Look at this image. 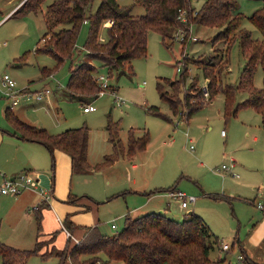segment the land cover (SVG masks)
Here are the masks:
<instances>
[{
  "label": "rangeland",
  "instance_id": "rangeland-1",
  "mask_svg": "<svg viewBox=\"0 0 264 264\" xmlns=\"http://www.w3.org/2000/svg\"><path fill=\"white\" fill-rule=\"evenodd\" d=\"M18 1L0 0V18L12 10ZM53 1L44 0L37 13L13 15L0 22V77L8 74L15 81L18 90L26 89L32 93L49 87L53 91L48 101L38 102L34 98L23 97L19 99V104L13 106L12 100L3 96L0 89L2 167L18 170L20 173L19 167L26 163L30 155L29 143L11 137L14 133L13 124L4 116L5 107L9 103L12 106L11 112L19 119L53 135L61 134L66 129L86 127L88 157L92 163H102L103 158L110 155L114 159L107 162L108 165H102L100 172L68 176V196L80 197V200L84 199L82 203L90 205L94 210L92 215L100 222L99 229L103 233H115L122 228L124 216L141 215V211L149 208L165 209L176 220L194 208L218 239L209 250L212 260L219 259L218 264H264V211L256 206L264 204V128L259 114L250 106H244L225 118V98L221 92H217L210 100L202 95L199 100L210 107L198 109L186 122L179 116L185 110L177 109L174 119L168 103L161 99L157 90L160 82L163 90L176 104L183 94H190V102L196 103L198 99H194L192 93L196 87L200 88L205 83L199 68L200 61L210 57L216 48L225 51L229 44L215 39L220 28L192 24L190 35H196L197 39L192 41L189 38L183 42H179L173 32L171 38L165 41L158 32H150L146 55L132 59L131 66L125 64L120 70H110L95 60V80L99 75L106 76L107 79L106 85H103L104 93L82 102L70 97L66 84L70 67L86 59L83 45L88 37V25L83 23L78 30L71 60L63 59L57 65L51 54L37 51L49 39L46 38L44 42L41 40L45 37L47 25H50L46 11ZM117 2L122 6H133L134 15L144 12L141 5H133L134 0ZM200 2L201 0L191 1L196 7ZM235 2L238 4L237 11L244 14L240 26L250 30L253 38L261 39L262 34L246 16L261 5L262 1ZM92 3L88 13L97 8L100 0H93ZM62 27L70 25L61 24L52 29L59 30ZM104 32L105 29L101 27L99 37L104 39ZM228 49V58L221 63L223 69L219 80L223 85L238 82L245 62L237 39L229 44ZM182 73L186 79L181 88V83L177 80ZM50 75L54 78H45ZM262 77L263 71L259 64L253 77L256 87L263 85ZM235 96L236 101L241 102L246 97V92L237 91ZM86 105H91L93 110L83 112ZM149 106L158 107L160 114L148 111ZM164 115L171 117L172 121H167ZM112 124L116 125L112 126L113 130L118 128L114 137H118L121 143H126L131 130L140 132V136L136 137L139 139L144 137L145 132H141L146 130L150 137L149 144L133 157L120 154L115 157L117 151L109 143L107 128ZM15 135L21 136L18 132ZM253 136L256 138L253 139ZM108 159L110 158L107 157ZM233 160L235 164L231 171L238 176L227 170H217L223 163L230 165ZM91 169L98 168L91 166ZM177 182L194 187V190L177 188L198 197L189 208H182L178 201L167 197L166 191L170 189L161 193L154 192L149 195L148 200L149 196L132 193V190L145 187L147 190L161 187L166 189ZM216 193L224 197L212 196ZM2 198L0 195V240L19 250L31 249L37 242L35 217L30 216V210L26 211L25 217H19L15 213L17 206L13 203L6 204ZM136 207L139 209L134 210ZM87 214L92 219V215ZM57 218L62 221L64 218L56 216L60 232L64 234ZM112 223H116L115 229L111 228ZM40 225L39 233L42 231V234L37 239L44 243L41 251H48L51 248L47 238L43 237V220ZM69 230L73 233L72 229ZM225 243L230 246L228 250L222 248ZM70 244L72 245L71 242ZM239 254L243 256L241 260H237ZM91 258L93 257L88 255L79 256L77 264H89ZM59 260L54 254L47 258L37 254L30 255L24 264H57ZM70 263L73 262L69 258L64 264ZM99 264H103V261ZM107 264L121 263L116 261Z\"/></svg>",
  "mask_w": 264,
  "mask_h": 264
},
{
  "label": "trees",
  "instance_id": "trees-1",
  "mask_svg": "<svg viewBox=\"0 0 264 264\" xmlns=\"http://www.w3.org/2000/svg\"><path fill=\"white\" fill-rule=\"evenodd\" d=\"M43 1L24 0L11 16L26 15L29 12L37 13ZM134 1L133 5H141L144 8L143 13L134 15L132 14L133 6H122L117 0H100L97 8L91 13L88 12L93 0H54L47 7L50 25H47L45 37L41 40L49 39L42 48H37V51L51 54L57 65L63 59H72L78 30L83 23L88 25V37L83 45L86 50L84 55L86 59L80 60L69 69L66 88L70 97L86 102L98 95L101 85L95 80L97 66L93 64L94 61H99L110 70H120L125 67V64L131 66L132 59L146 55V44L150 32H158L163 41L171 38L173 29L179 25L177 11L179 8H184L188 10V19L193 25L219 27L215 36L216 40L230 44L237 39L245 58L238 82L226 85L221 84L219 78L223 69L221 63L228 58L229 44L225 51L216 48L210 57L200 61L199 68L206 82L209 100L217 92L223 94L225 118L235 114L241 107L250 106L259 114L264 128V0H261V5L246 16L262 34L261 39L253 38L250 30L240 26L244 14L237 11L238 4L235 0H201V4L197 7L192 5V0ZM108 19H112L113 24L105 29V38L100 41V28ZM61 24H69L70 27L52 29ZM259 64L263 71V85L256 87L253 77ZM179 78L177 81L181 83L182 88L186 78L183 73ZM157 90L161 99L168 103L173 115L177 114V109L185 110L181 114L178 113L185 121H188L190 116L203 105L199 100L203 95L202 87H196L192 93L193 98L198 99L196 103L190 102V94L184 95L182 92L183 97H180V102L176 104L163 90L160 82L157 84ZM237 91L246 92V97L241 102L236 101ZM147 110L160 114L156 106H149ZM4 116L26 140L38 141L50 150L57 148L66 152L70 156L73 174L86 173L91 169L87 161L88 130L86 127L66 129L61 134L53 135L42 128L27 124L14 116L9 109L4 111ZM164 118L169 120L165 115ZM113 125L115 124L108 125L107 128L109 141L117 151L115 157L117 154L132 157L137 151L146 148L149 141L147 132L143 138L139 139L136 138L134 130H131L127 144L123 145L118 137H114V134L118 133V128L115 127L116 130H113ZM111 156L113 157V155L104 157V161L97 163L94 167L108 165L107 162L114 159ZM107 157L110 159L107 160ZM167 189H175V187ZM35 220L37 242L31 249L19 250L0 240L2 264H24L30 255L37 254L46 258L54 254L60 259L57 264H64L69 258L73 264H77L79 256L84 255L93 257L89 264H99L101 260L103 264L116 261L121 264H218L220 261L212 260L209 255L213 242H217L218 239L213 236L209 224L195 212L188 213L178 220L157 212H146L137 216L126 215L122 228L113 234L103 233L97 226L88 227L83 237L79 239V243L67 239L68 244L65 248L57 250L53 247L48 251H41L44 243L37 239L41 235L39 233L41 214L38 209H36ZM63 223L67 229L73 230L70 222L64 219ZM56 233L50 235L48 240L51 243L54 242ZM48 240L46 241L50 244Z\"/></svg>",
  "mask_w": 264,
  "mask_h": 264
},
{
  "label": "crops",
  "instance_id": "crops-1",
  "mask_svg": "<svg viewBox=\"0 0 264 264\" xmlns=\"http://www.w3.org/2000/svg\"><path fill=\"white\" fill-rule=\"evenodd\" d=\"M23 1L24 0H19L15 4V6L13 7L12 10L8 11L5 16L0 18V22L3 19H9L11 17V15L13 14V12L21 6ZM44 69L45 68H43V70ZM43 70H42V74H43ZM45 78L52 79V77H50V76H47ZM58 86H59V84H58ZM25 91H26V89H25ZM52 92L53 91H51V93ZM50 94L48 95V98H49ZM48 100H45V101H48ZM38 102H43V101H38ZM19 103H20V101H18V103H16V105ZM16 105H13V106H16ZM205 106H206V104L202 105L198 109L200 110V109H203L206 107H210V106H206V107ZM6 109H9L10 111L12 110V106H10V103L8 106L5 107V110ZM83 112H85V111H83ZM195 112H194V114H195ZM11 113L13 114V112H11ZM192 116H190L189 119H191ZM166 117H168V116H166ZM168 118H169V120L166 119L167 121H172L171 117H168ZM174 119H175V116H174ZM188 121H186V122H188ZM13 131H14V133L11 134L12 138H16V139L20 138L24 142L29 143L28 147H29L30 155H29L26 163H23L21 165V167H19V168H21L19 170V172H23V171L35 172L36 176L38 178H40V182L44 185V187L51 188V192L53 194V197H52L50 202L43 203L38 208V210H40V214H41V221L43 220V222H44V226L42 227V230L44 231L43 237L47 238L46 240H48L50 238V235H52V233L57 232L55 235V238L53 240L54 242L51 243V241L48 240L50 242V248L52 249L54 247L57 250H61V249L65 248V246L68 244V242H67L68 240L66 239V236H64V234L62 232H60V228L57 225V222H56V216L57 215L60 216L61 218H64L65 220H67V222H70V224L73 225V233L77 238L83 237V235L85 233V229L88 227L97 226L99 228L100 222H98L97 221L98 219H96V217L94 215H92V213H94V210H92V208H90V205H86L85 203H82V201L84 199L80 200V197L76 198L75 196H68L69 187L67 186L68 181H69L68 176H70V175L71 176L72 175H83V174L92 173V172H100L99 168L97 170L90 169L88 172L82 173V174H73L72 170H71L70 156L66 152H63L62 150L57 149V148H53L52 150H50L38 141L26 140L25 138L22 137V135L20 137H18L15 135L16 132H18L20 134H21V132L18 131V129H16L14 126H13ZM144 132H147V131L143 130V132H141V134ZM139 133L140 132L134 131V134H136V137L140 136ZM148 135H149V133H148ZM255 138H256V136H253V139H255ZM149 139H150V137H149ZM120 142H121V140H120ZM109 143H110V141H109ZM125 144H127V143H125ZM125 144H123V145H125ZM111 145L113 146V144H111ZM88 148H89V145H88ZM137 152H139V151H137ZM134 154H136V153H134ZM134 154H133V156H134ZM121 156H123V155H121ZM87 161L89 162V164L92 167L97 165V163H92L93 161L90 160V158L88 157V150H87ZM103 161H104V158H103ZM2 166H3V164L0 163V168H1L0 184L3 180L2 179L3 176L8 177V175H9V177H12V176H16L19 174L17 172L18 170H9V169L2 167ZM233 168H234V166L232 167V169ZM172 187H175V189L181 187V188H184L187 190H190V189L194 190L193 185L190 187V186H187L185 183H179V182L174 184ZM145 188H139V189L132 190V193L134 192L135 194L138 193V194L143 195V196H149L150 194H152L154 192L155 193L156 192L161 193L163 190L167 189V188L165 189L164 187H161V188H154L152 190L151 189L147 190ZM216 194L218 195L219 193H216ZM219 195L220 196H218V197H224L221 194H219ZM2 197H3L2 200L5 201L6 204H12L13 203L17 206L15 209L16 210L15 213L19 217L20 216L25 217L26 211H28V209L30 207L34 206L40 199V197L37 194L33 193L32 191H26V192L24 191V192L20 193L19 196H17V197H12L9 195H4V196L2 195ZM167 197H169V196H167ZM149 198H150V196L147 197V200ZM196 201H197V199H196ZM166 204L170 207L169 202H167ZM135 209H139V207L134 208V210ZM146 212L164 213L168 217L172 218V216H170L169 212H167V210H165V209L160 210V209H156V207H153V208L147 209L144 212L141 211V215L146 214ZM189 212H195L196 214L201 215L196 210H194V208L192 211H189ZM87 213H90V215H92V219H90V216H87L88 215ZM123 213H125V212H123ZM123 213H121V214H123ZM127 213L129 214V212H127ZM35 214H36V212L30 213V216L35 217ZM130 215L133 216L132 214H130ZM183 217H181V218L178 217V219H182ZM40 234H42V231ZM35 241H36V239H35Z\"/></svg>",
  "mask_w": 264,
  "mask_h": 264
},
{
  "label": "built area",
  "instance_id": "built-area-1",
  "mask_svg": "<svg viewBox=\"0 0 264 264\" xmlns=\"http://www.w3.org/2000/svg\"><path fill=\"white\" fill-rule=\"evenodd\" d=\"M188 13H189L188 10L184 8H179L177 11V21L179 25L173 29V34L175 35L176 39L179 42L187 41V39L189 38H191L192 41H195L197 39L196 35L195 36L190 35L192 23L189 22ZM112 24H113V20L108 19L102 25V28L106 29ZM100 39L103 40V38L101 37ZM44 41L45 39L43 40V42ZM177 69L180 70L179 67H177ZM50 77L54 78L53 75H50ZM96 81H99V83L102 82L100 83L101 89L98 92V94L101 95L104 93L103 85H106V82H107L106 76L99 75L96 78ZM205 83L202 86V94L208 97V91L206 90ZM0 89L2 91L3 96L12 100V105H16V103L20 101L19 99L23 97L26 99L34 98L37 101H45V100H48V95L51 93V89L49 87L36 91V92H32V93L27 92L25 90H18L16 89L15 81L8 74H4L3 76L0 77ZM92 110H93V107L91 105H86L83 107V111L85 112H89ZM234 164H235L234 160L231 162L230 165H226L225 163H223L217 170H227L233 175L238 176L237 174L231 171V168L234 166ZM2 179L3 180L0 184V195H3V196L9 195L12 197H17L19 196L20 193L24 191H32L33 193L37 194L40 197L39 201L34 206H32L30 209H28L32 213L36 212V209H38L41 204L50 202L53 197L51 188L44 187V185L40 182V178L36 176L35 172L23 171V172H20L16 176H12V177L3 176ZM166 194L170 198L178 201L179 205L182 208H189L191 204L194 203L197 199L196 195H189L180 189L167 190ZM256 206L260 210L264 211V204L263 205L257 204ZM57 219L59 221V224L61 225V229L63 230L66 236V239H70L74 243H79L80 240L72 232H70L69 229H67L63 221L59 218ZM116 226H117L116 223H112L111 228L115 229ZM222 248L224 250H227L229 248V245L227 243L222 244ZM242 258L243 257L241 254L237 256V260H241ZM70 264H73V263H70Z\"/></svg>",
  "mask_w": 264,
  "mask_h": 264
},
{
  "label": "water",
  "instance_id": "water-1",
  "mask_svg": "<svg viewBox=\"0 0 264 264\" xmlns=\"http://www.w3.org/2000/svg\"><path fill=\"white\" fill-rule=\"evenodd\" d=\"M189 213H191V212H189Z\"/></svg>",
  "mask_w": 264,
  "mask_h": 264
}]
</instances>
